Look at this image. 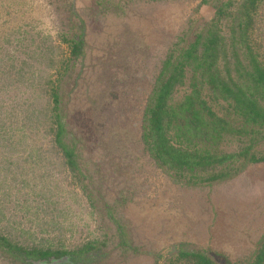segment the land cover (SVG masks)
<instances>
[{"label": "rangeland", "instance_id": "1", "mask_svg": "<svg viewBox=\"0 0 264 264\" xmlns=\"http://www.w3.org/2000/svg\"><path fill=\"white\" fill-rule=\"evenodd\" d=\"M257 4L251 43L264 60V0ZM216 11L203 0H0L1 235L27 249L103 245L75 264H156L150 252L179 246L252 264L264 239V162L230 179L173 178L142 138L146 103L181 35L192 40L217 23L231 51V19L217 20ZM80 24L84 52L72 60L64 38ZM190 76L174 102L190 90ZM53 91L82 184L55 140ZM241 140L221 150L238 151ZM253 151L264 153V141ZM0 264L16 263L0 255Z\"/></svg>", "mask_w": 264, "mask_h": 264}, {"label": "trees", "instance_id": "2", "mask_svg": "<svg viewBox=\"0 0 264 264\" xmlns=\"http://www.w3.org/2000/svg\"><path fill=\"white\" fill-rule=\"evenodd\" d=\"M209 2L217 7V20L221 16L231 19V51L217 23L197 31L192 40L185 32L176 43L180 46L170 49L143 113L145 148L161 171L173 178L207 173L205 180L230 179L249 164L264 162V153L253 151L259 141H264V60L251 43L259 0H240L238 7L231 9L232 0H203ZM79 26L78 32L64 38L70 42L72 60L84 52L83 25ZM237 44L243 55H239ZM187 71L191 72L190 90L174 102L172 93L187 83ZM52 96L56 143L66 165L82 184L87 176L75 151V138L69 137L65 129L56 92ZM234 137L244 144L238 151L223 152L222 143ZM81 187L87 191L84 185ZM119 242L130 246L124 237ZM94 249L104 253L103 245L96 240L75 250L27 249L0 234V255L16 264H75L86 261ZM150 254L156 264H233L227 258L224 263L217 262L207 250L180 246L169 255ZM252 264H264V239L258 244Z\"/></svg>", "mask_w": 264, "mask_h": 264}]
</instances>
